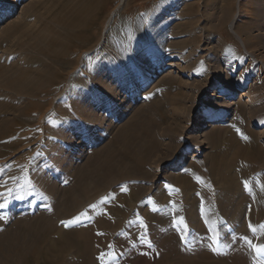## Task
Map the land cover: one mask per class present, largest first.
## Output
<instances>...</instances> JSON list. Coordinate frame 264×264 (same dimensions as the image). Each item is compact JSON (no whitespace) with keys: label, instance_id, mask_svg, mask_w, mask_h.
Masks as SVG:
<instances>
[{"label":"rangeland","instance_id":"1","mask_svg":"<svg viewBox=\"0 0 264 264\" xmlns=\"http://www.w3.org/2000/svg\"><path fill=\"white\" fill-rule=\"evenodd\" d=\"M72 1L0 0V67L41 79L46 57L19 49L6 29L52 27ZM86 1L97 10L88 44L55 64L50 89L31 98L38 107L0 114L18 119L20 136L0 144V235L15 222L59 220L56 210L78 191L75 176L135 130L140 144L158 142L137 171L147 180L103 191L76 214L85 226L89 210L106 218L113 199L145 191L125 220L135 233L112 243L101 264H264L253 249L264 245V0ZM0 93V103L24 105L9 100L11 89L0 85ZM226 109L227 119L197 128L203 115ZM17 138L28 142L16 146ZM186 180L193 186L183 193Z\"/></svg>","mask_w":264,"mask_h":264},{"label":"bare ground","instance_id":"2","mask_svg":"<svg viewBox=\"0 0 264 264\" xmlns=\"http://www.w3.org/2000/svg\"><path fill=\"white\" fill-rule=\"evenodd\" d=\"M96 11L86 0H73L65 5L62 13L51 21L52 24L54 23L52 27L46 24L45 27L42 26V29L34 30L31 26L16 23L17 25L13 26V28L6 29L7 33L13 30L17 33L18 36L15 44L19 49L23 51L25 48H31L38 54L45 56L47 62L43 63L41 69L38 70V74L44 75L41 79L38 78L39 75L37 74L34 75L35 77H32L33 75L28 76V73L24 74L26 71L19 74H9L10 70L0 67V85L13 91L12 97L14 99H8L12 103L13 100L24 102L23 106L20 105L18 107L0 103V114L12 112L15 118H18L24 114L26 115L32 108L38 107L39 104L34 103L31 98H37L39 94L42 93L43 95V93H46V87L52 78L57 76L54 68L55 64L61 61L60 58H66L71 52L76 51L73 48L88 44L90 40L89 35L84 33L87 30H91L95 24ZM234 23V20L230 23L231 30L234 27ZM79 42L80 44H78ZM155 77V73L145 76L137 89V93H143ZM227 95L228 99L234 97L232 91L227 92ZM229 116L230 109H226L221 114L218 112L207 113L199 119L197 128L205 129L210 124H213V122L223 121ZM17 120H11L9 117H2L0 119V144L4 146L9 144L12 138L19 134V130L15 131L14 128L19 125L15 123ZM140 132H138L137 138L135 130L130 132L129 135L117 138L118 144L116 145L123 152V155H119V157L130 159L129 161L134 166L133 169L130 168L131 165L122 163V158L116 157L117 152L114 151L116 145L108 147L103 156L94 162L91 172L87 174L80 172L78 176H75V179L79 181L78 191H75L76 193L72 191L64 199L67 205L63 207L64 211L60 213L61 208L56 210L60 218L59 220L52 221L48 214L42 218L36 217L32 221L30 220L29 223H23L25 220L23 222H15L14 227H16V231L10 232V229H8L4 234L0 235V264H101L103 255L110 252L112 243L123 242L131 237L135 233V227L126 225L125 220L134 211V206L137 205L140 196L146 194L141 185L140 190L134 191L130 198L113 199L109 203L110 205L108 204L110 212L106 218L95 220L94 214L91 213V207L89 208L91 210L88 209V213H90L88 216L93 220L91 224L81 226L82 217H80V223L72 222L78 216L76 214L79 211L86 209L87 204L95 205V200L101 194L109 192L120 184L147 180L145 175L148 174L145 171L141 176L137 174V171L142 170V168L148 165L150 161L149 157L153 154L158 142L153 146L149 145L148 142V145H145L146 142L142 143L144 141L140 144ZM145 134L148 136L150 131L146 130ZM27 142L28 139L23 138L22 140H18L17 138L12 143L18 146L22 144L26 145L25 143ZM179 179L180 177L176 180ZM49 185L51 188L56 189L53 184L49 183ZM192 186V182L190 183L186 180L183 183V193H187V190L189 191ZM62 222L67 223L69 228L64 229L61 226ZM72 252L74 253L73 257L71 256ZM218 262L220 261L218 260ZM218 262H215V264Z\"/></svg>","mask_w":264,"mask_h":264},{"label":"snow or ice","instance_id":"3","mask_svg":"<svg viewBox=\"0 0 264 264\" xmlns=\"http://www.w3.org/2000/svg\"><path fill=\"white\" fill-rule=\"evenodd\" d=\"M4 205L3 204H0V208H3ZM82 215H87L86 213L85 214H82ZM81 222V218L80 216H77L72 223H80ZM253 249L256 253L258 254H264V245H260V246H256V245H253Z\"/></svg>","mask_w":264,"mask_h":264}]
</instances>
